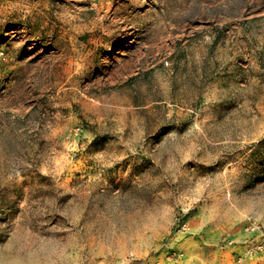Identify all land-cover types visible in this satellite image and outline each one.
<instances>
[{"label":"rangeland","instance_id":"374dc122","mask_svg":"<svg viewBox=\"0 0 264 264\" xmlns=\"http://www.w3.org/2000/svg\"><path fill=\"white\" fill-rule=\"evenodd\" d=\"M0 264H264V0H0Z\"/></svg>","mask_w":264,"mask_h":264},{"label":"bare ground","instance_id":"6f19581e","mask_svg":"<svg viewBox=\"0 0 264 264\" xmlns=\"http://www.w3.org/2000/svg\"><path fill=\"white\" fill-rule=\"evenodd\" d=\"M95 2V1H94ZM106 3V2H105ZM38 5V4H37ZM44 5V4H43ZM93 5V4H92ZM110 7V6H109ZM27 11V10H26ZM107 12V11H106ZM109 12V11H108ZM99 13V12H98ZM38 15V14H37ZM101 16V15H100ZM19 20V19H18ZM70 20V19H69ZM106 20V19H105ZM104 20V21H105ZM98 21V20H97ZM101 21V20H100ZM68 22V21H67ZM95 23V22H94ZM115 25V24H114Z\"/></svg>","mask_w":264,"mask_h":264},{"label":"built area","instance_id":"2783aa9c","mask_svg":"<svg viewBox=\"0 0 264 264\" xmlns=\"http://www.w3.org/2000/svg\"><path fill=\"white\" fill-rule=\"evenodd\" d=\"M184 228H186V226H185V225H183V229H184Z\"/></svg>","mask_w":264,"mask_h":264}]
</instances>
